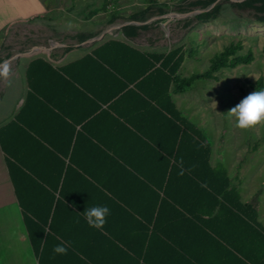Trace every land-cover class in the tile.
<instances>
[{
    "label": "crops",
    "instance_id": "0c3cea01",
    "mask_svg": "<svg viewBox=\"0 0 264 264\" xmlns=\"http://www.w3.org/2000/svg\"><path fill=\"white\" fill-rule=\"evenodd\" d=\"M20 3L25 8L30 6L31 11L20 15ZM35 3L36 0H0V34L4 33L0 58L4 61L36 46L49 47L55 43L56 39H52L49 46L35 43L27 49H19V46L13 47L8 42L9 37H18L21 22L28 26L30 35H35V20L40 16L46 17L47 11L41 3V10H34ZM142 39L140 35L127 37L122 31L119 34L111 31L101 41L64 43L65 46L60 45L50 51L36 53L39 51L36 50L9 61L12 68L9 93L14 94L13 103L9 109L0 108V128L11 123V127L2 133L3 144L9 154L4 151L0 140V264H111L116 249L105 228H114L118 215L108 198L112 196L103 187L125 196L129 188L125 191L117 181L135 177L134 167L150 178L157 177V169H147L155 159L149 154L138 128L156 137L153 131L155 127H161V122L151 110L147 111L151 103L133 85L126 92H120L123 79L116 77L115 72L94 53L111 40H119L150 54H167L179 46L161 50ZM85 45L93 47L79 53ZM180 45L189 49L186 44ZM68 46L72 49L66 51ZM13 48L15 50L11 54ZM21 56H29L22 71ZM107 58L109 63L125 70L131 78L145 67L144 61H136L135 55H131L127 64L124 58L116 61L108 55ZM173 88L172 83L168 91L177 108L193 122L176 102V97L188 89L176 93ZM148 90L154 92L146 86ZM1 97L0 100H7V95ZM200 129L211 143L208 135ZM12 155L23 164L16 162ZM8 161L13 163V167ZM22 171L33 179H43L58 187L64 179L63 188L58 192L61 196L59 211L53 220L54 232L40 254L36 253L30 238L26 223L29 216L24 214L14 184V178L23 184L20 181V177L25 176ZM233 183L239 187L242 200L253 203L258 209L257 196L250 195L249 190L244 197L241 182ZM35 193L26 191L27 195L24 194L27 210L42 213L45 217L50 201L57 199V192L44 188L37 195ZM254 197L259 204L252 200ZM39 200L42 203H38ZM100 205L111 210L102 230L89 227L82 214L86 208ZM61 243L68 247L65 256L53 253V248Z\"/></svg>",
    "mask_w": 264,
    "mask_h": 264
},
{
    "label": "trees",
    "instance_id": "16d2710c",
    "mask_svg": "<svg viewBox=\"0 0 264 264\" xmlns=\"http://www.w3.org/2000/svg\"><path fill=\"white\" fill-rule=\"evenodd\" d=\"M111 1L104 0L102 9L107 10ZM215 1L195 0L188 7L179 6L176 11L207 8ZM150 2L156 3L158 0ZM226 2L243 10L256 9L259 12L258 18L264 21V0H221L209 11L185 18V25L189 26L194 21H213ZM150 6L135 12L128 20L146 21L156 14L170 12L158 7L157 13ZM118 18L120 16L117 13L113 14L110 24ZM160 21L157 19L144 25L129 24L120 31L127 37H137L141 31L150 29ZM79 37L82 42L90 36L80 34ZM185 47L179 45L167 54H150L119 40H111L94 53L115 72L116 77L123 79L120 92H126L133 85L151 103L147 111L151 110L161 122V127L154 128L153 134L156 137L138 128L143 143L156 161H152L151 167L147 169H157V177L150 178L131 165L135 168V177L117 181L124 186L125 191L129 188L125 196L109 187H103L112 196L108 198L111 205H115L118 215L114 228H105L116 249L111 264H264V224L259 219L257 207L242 200L240 189L234 185L226 166L221 163L212 164L211 143L202 130L177 108L168 91L172 83L173 92L181 93L196 80H218V73L222 69L251 64L255 60V53L252 49L245 51L242 40H233L212 57L208 70L184 77L179 73L182 64L187 56H195V49H188L190 51L187 52ZM71 49V46L65 48L66 51ZM105 52H109L107 55L115 61L124 58L126 64L130 62L131 55H135L136 61L143 60L146 68L131 78L125 70L109 63ZM2 61L4 59L0 58ZM249 84L254 90L264 89V75ZM146 86L154 92L146 91ZM9 127L11 123L0 128V140L7 154L9 150L3 144L2 133ZM181 158L184 162V175L178 174ZM14 160L23 164L18 158ZM8 163L13 167L11 161ZM190 168L192 170L188 171ZM22 173L25 175L20 177L23 184L15 178L14 184L24 214L29 216L26 217V223L30 238L36 253L40 254L54 232L53 220L59 211L61 196L58 192L63 188L64 179L58 187L57 184L55 186L43 179H33L26 172ZM44 188L57 192V199L55 197L50 201L45 217L42 213L27 210L25 203L26 191L37 192L34 194L37 195ZM37 198L34 197L35 201ZM38 203H42V200Z\"/></svg>",
    "mask_w": 264,
    "mask_h": 264
},
{
    "label": "rangeland",
    "instance_id": "374dc122",
    "mask_svg": "<svg viewBox=\"0 0 264 264\" xmlns=\"http://www.w3.org/2000/svg\"><path fill=\"white\" fill-rule=\"evenodd\" d=\"M39 1L41 2L36 0L33 9L40 11L42 4L43 8L47 9L46 17L40 16L35 20L34 36L30 35L26 24L19 23L18 37L8 38L13 47L27 49L35 43L49 46L52 39H56L54 42L58 43H78L80 34L90 36L89 38L98 36L112 25L129 21L135 12L150 5L154 12H159L158 7L171 12L176 11L179 6L188 7L195 0H158L156 3H151L150 0H112L107 10L102 9L104 0ZM19 8L20 15H25L30 10V6L25 8L21 3ZM115 13L120 18L110 24ZM258 16L259 12L256 9L243 10L226 2L213 21L207 23L194 21L186 26L185 18L167 20L162 18L150 29L141 31L140 38H144L142 39L144 43L161 50L180 44L195 49V56L187 57L180 68V74L183 76L208 70L212 57L233 40H242L245 51L248 49L254 51L255 60L251 64L224 68L218 73V80H196L185 93L176 97V102L210 138L214 163L221 162L229 170L232 180L235 183L241 182L240 188L244 190L242 191L244 197L249 190L250 195L257 196L259 201L256 197L252 200L260 203L256 202L259 204L260 219L264 223V127L258 126L249 131H242L235 126V118L227 114L244 97L255 91L249 82L264 75V21ZM119 32V29L112 31L118 34ZM3 35L4 33L0 34V46L4 39ZM109 35L110 33L106 34ZM34 38L37 40L33 41ZM92 47L93 45L82 46L78 52H86ZM14 50V48L11 50V54ZM36 53H42V50ZM28 60L29 56H21V71ZM9 88L10 84L0 82V98L7 95V100H0V108L9 109L11 102L13 103L14 94L9 93Z\"/></svg>",
    "mask_w": 264,
    "mask_h": 264
},
{
    "label": "clouds",
    "instance_id": "9594fccd",
    "mask_svg": "<svg viewBox=\"0 0 264 264\" xmlns=\"http://www.w3.org/2000/svg\"><path fill=\"white\" fill-rule=\"evenodd\" d=\"M12 68L8 61L0 62V82L10 84ZM229 117L235 118V126L242 131L264 127V89L255 90L244 97L236 106L227 112ZM179 175H184V162L179 160ZM194 167V166H193ZM192 169H188L191 171ZM110 208L106 205L86 208L82 213L88 226L94 229H104L107 224V217L110 215ZM53 253L57 256L68 254V247L61 243L53 248Z\"/></svg>",
    "mask_w": 264,
    "mask_h": 264
},
{
    "label": "water",
    "instance_id": "95a60500",
    "mask_svg": "<svg viewBox=\"0 0 264 264\" xmlns=\"http://www.w3.org/2000/svg\"><path fill=\"white\" fill-rule=\"evenodd\" d=\"M220 0H216L210 7H207V8H203V9H196V10H191V11H188V12H176V11H171V12H168V13H165V14H162V15H155V16H152L150 19L146 20V21H137V20H133V21H127V22H124V23H121V24H116V25H112L110 26L109 28H107L106 30H104L101 34H99L98 36H95V37H91V38H88L86 39L85 41L81 42L80 44H87V43H93V42H96V41H101L105 35L107 33H110L111 31L115 30V29H118V28H121L123 26H126V25H129V24H137V25H144V24H147V23H150L154 20H157V19H161V18H167V19H182V18H187V17H190V16H193V15H196L198 13H202V12H205V11H209L210 9H212ZM232 1H235V2H242L244 0H232ZM78 44V45H80ZM65 46L66 44L64 43H58V42H55L53 43L51 46L49 47H43V46H36L34 49L28 51V52H25V53H18L16 55H14L13 57H10L9 59L5 60V61H11L12 59H15L16 57L20 56V55H23V54H31L33 53L34 51L36 50H46V51H50L52 49H54L55 47H58V46Z\"/></svg>",
    "mask_w": 264,
    "mask_h": 264
}]
</instances>
